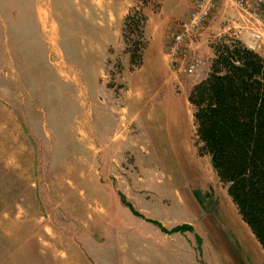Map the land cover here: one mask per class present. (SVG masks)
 Wrapping results in <instances>:
<instances>
[{"label": "rangeland", "instance_id": "1", "mask_svg": "<svg viewBox=\"0 0 264 264\" xmlns=\"http://www.w3.org/2000/svg\"><path fill=\"white\" fill-rule=\"evenodd\" d=\"M84 5L0 0V264H237L234 248L263 262L187 101L225 36L208 30L174 65L169 38L130 70Z\"/></svg>", "mask_w": 264, "mask_h": 264}, {"label": "trees", "instance_id": "2", "mask_svg": "<svg viewBox=\"0 0 264 264\" xmlns=\"http://www.w3.org/2000/svg\"><path fill=\"white\" fill-rule=\"evenodd\" d=\"M145 22L140 6L123 21L130 70L142 64ZM134 32L138 40L129 38ZM210 47L208 71L187 97L195 145L264 252V57L235 37Z\"/></svg>", "mask_w": 264, "mask_h": 264}, {"label": "crops", "instance_id": "3", "mask_svg": "<svg viewBox=\"0 0 264 264\" xmlns=\"http://www.w3.org/2000/svg\"><path fill=\"white\" fill-rule=\"evenodd\" d=\"M82 1V0H81ZM85 1L86 12L99 14L101 30L106 34H114L120 40L122 38V27L124 18L131 10L140 6L142 13L146 18L144 26V36L147 40L145 53L152 46L153 51L163 54L166 42L170 35L175 33L180 22L186 20L198 0H148L141 6L140 0H83ZM248 5L243 8L237 7L232 0H215V8L212 15L206 21L205 31L188 41L186 48L194 47V44L208 30L213 31V37L234 36L244 45L249 47L253 41L255 29L250 28L254 19L250 18L249 13L254 11L260 16L264 24V5L257 4L254 0H246ZM91 8V9H90ZM257 21V20H256ZM255 21V23H256ZM260 24V21H257ZM203 28V29H204ZM172 33V34H171ZM122 41V40H121ZM256 52L264 57V40L255 48ZM208 69L199 74L200 79L204 78ZM197 81V82H198ZM196 82V83H197Z\"/></svg>", "mask_w": 264, "mask_h": 264}, {"label": "built area", "instance_id": "4", "mask_svg": "<svg viewBox=\"0 0 264 264\" xmlns=\"http://www.w3.org/2000/svg\"><path fill=\"white\" fill-rule=\"evenodd\" d=\"M232 1L239 8H243L246 4V0ZM256 1L263 2L264 0ZM214 8L215 0H198L195 2L190 16L186 20L179 23L178 29L170 37L167 47V57L169 58V62L171 63V65L177 63L178 60L185 55L186 44L188 43V41L194 39L200 34V30L204 28L206 21L212 15ZM251 15L256 16L258 19H261L260 16L254 12H252ZM258 38L259 34L255 32L253 35V41L248 48H255V46L258 45L256 42V39ZM203 65L204 62L201 59L195 57L190 61L187 71L189 73H192Z\"/></svg>", "mask_w": 264, "mask_h": 264}, {"label": "bare ground", "instance_id": "5", "mask_svg": "<svg viewBox=\"0 0 264 264\" xmlns=\"http://www.w3.org/2000/svg\"><path fill=\"white\" fill-rule=\"evenodd\" d=\"M117 135V134H116ZM242 247V246H241ZM240 250V249H239ZM242 250V249H241ZM243 250H244V248H243ZM247 251V250H246ZM244 253V252H243ZM243 255V254H242ZM231 257H232V259L233 260H235V262L237 263V264H244V262H245V260H247V258H244L243 259V257H244V255L243 256H241V254L240 253H238V251H237V249L236 248H234V250H233V253L231 254Z\"/></svg>", "mask_w": 264, "mask_h": 264}]
</instances>
